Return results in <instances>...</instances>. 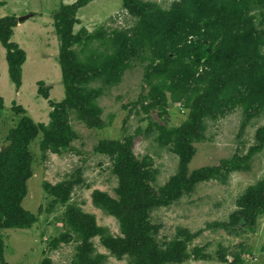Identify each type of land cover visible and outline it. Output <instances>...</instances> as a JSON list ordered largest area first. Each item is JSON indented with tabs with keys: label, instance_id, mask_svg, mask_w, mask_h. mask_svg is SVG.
I'll return each instance as SVG.
<instances>
[{
	"label": "rangeland",
	"instance_id": "rangeland-1",
	"mask_svg": "<svg viewBox=\"0 0 264 264\" xmlns=\"http://www.w3.org/2000/svg\"><path fill=\"white\" fill-rule=\"evenodd\" d=\"M76 1L0 0L1 5L5 4L0 8V20L17 18L18 21L10 43L26 55L22 86L18 88L10 74L7 49L0 41V96L4 100L0 110V152L18 127L24 125L26 129L31 123V135L36 133L32 125L38 131L30 143L32 177L27 181L28 193L22 204L32 216V228L0 229L6 263L77 264V254L85 244L71 223L83 213L94 217L102 230L88 240L94 251L91 264H98L99 258H102L101 264H136L134 260L140 254L127 252L138 236L149 229L148 242L156 240L163 250L175 242L183 244L180 249L186 247L184 250L190 259L175 264H232L235 259L243 264H264V215L252 227L234 226L228 231L212 226L230 223L232 215L241 210L240 198L264 180V149L252 159L248 170L233 173L227 182L218 180L217 175L213 177L225 162L235 157L245 158L260 145L258 133L264 130V113L249 121L243 108L218 119L203 116L201 141L186 142L177 135L169 139L164 134L186 125L193 112L192 105L197 101L204 105L215 94L219 95V89H214L216 73H211L212 79L195 85L193 75L183 68L178 67L180 74L173 76L165 72V65L171 62L160 56L174 54L172 41L179 44L185 33L181 24L171 27L161 20L157 24L160 28L157 41L141 51L134 29L136 21L124 9L122 0H95L78 12L72 28L63 26L62 22L67 35L70 31L77 35L81 30L88 34L79 42L69 44L68 36L58 33L55 19L64 5ZM140 1L171 15H176L178 8H187L185 0ZM255 13L260 16L262 10ZM102 28L104 31L99 34ZM103 32L108 38H115V32H120L122 42L104 44L101 38L91 36L95 33L101 36ZM130 39L137 48L129 45ZM118 44L126 48L122 50L124 54L132 57L116 86L105 85L100 79L89 80L74 64L75 60L84 62L97 50L109 48L112 52ZM159 44L167 49L159 51ZM64 60H69L66 66L71 76L79 72L73 77L76 92L84 96L103 90L92 101V111L87 114L93 120L98 115L103 127H92L72 108L67 111L68 115L58 118V123L55 120V125H59L54 139L52 135L46 137L45 129L54 123L52 115L56 107L62 106L52 104L64 103L67 98ZM40 90L48 91L49 99ZM45 140L51 141V146L43 152ZM56 144L59 152L54 151ZM128 144H132V153L142 165L140 172L154 178L149 190H143L145 195L152 194L146 200L152 207L143 217L136 214L135 198L131 201L128 192L126 197L122 194L126 183L131 185V179L118 172L116 148ZM105 145L111 148L107 150ZM191 149L195 150V156L190 155ZM203 169L216 170L210 179L195 182L191 192L184 193L172 204L155 203V195L164 194L171 184L176 188L175 181L181 180L183 170L190 178ZM62 183L73 184L68 199L64 200L52 193ZM145 195L140 194L141 200ZM108 198L123 207L127 222L102 207V201ZM128 236H132L128 243L120 242Z\"/></svg>",
	"mask_w": 264,
	"mask_h": 264
},
{
	"label": "trees",
	"instance_id": "trees-1",
	"mask_svg": "<svg viewBox=\"0 0 264 264\" xmlns=\"http://www.w3.org/2000/svg\"><path fill=\"white\" fill-rule=\"evenodd\" d=\"M93 1L95 0H77L72 5H64L56 15L58 33L68 36L69 44L79 42L80 39L88 37V34L85 32L86 30H81L77 35H74L73 31L67 35L68 32L64 31L61 23L64 22L63 26L66 24L72 28L71 24L77 22L78 12ZM122 1L124 9L136 21L134 29L138 35L141 51L145 49L146 45L151 46L157 41L156 37L160 32L157 24L161 20L164 19L166 24H170L171 27L181 24L179 26L185 33L179 39V44L176 45L174 40L172 41L175 45L174 54L165 53L160 56L171 62L170 65H165V72L167 71L173 76L180 74L178 67L183 68V71L193 75L195 85L204 80L212 79L211 73H216L214 89H219V95L215 94L205 101L204 105L197 103V101L196 104L192 105L193 112L186 125L177 130L165 131V136L171 139L173 135H177L186 142L201 141L204 137L201 120L203 116L218 119L228 112L243 108L249 121L264 113V0H185L187 8H178L176 15L165 14L153 4L144 3L140 0ZM2 6L4 7L5 4L1 5L0 3V8ZM258 9L262 10L260 16L255 13V10ZM259 17L262 18L260 22ZM17 24V18L0 20V41L7 49V61L10 64L12 80L20 88L23 79L22 67L26 61V55L23 51L18 50L17 45L10 43L13 28ZM102 31H104L103 28L98 33L100 34ZM99 34L95 33L91 36L101 38L104 44L109 41L113 45L122 42L120 32H115V38H108L106 32H103L101 36ZM125 36L127 37L126 34ZM129 45L137 48L131 39ZM162 45L159 44V51L166 47ZM124 49L126 48L123 45L118 44L112 52L109 48H105V51L97 50L95 53H90L84 62L75 60L74 64L79 67V72L82 71V74L89 80L100 79L105 85L116 86L130 66L132 57L124 54L122 51ZM62 58H65L64 54H62ZM62 62L67 98L64 103L52 104V106H62L61 108L56 107L52 115L54 123L51 124L50 128L45 129L46 137L52 135L54 139L58 135L56 128L59 125H55V120L57 122L61 115H68L67 111L72 108L76 109L80 113V118L83 117V120L92 127H103L98 115L94 117V120L87 115L92 111V101L102 95L103 90L97 89L84 96L80 92H76L73 87V77H75L76 72L71 76L70 70L68 71L66 66L69 60ZM183 71L181 73L184 75ZM40 93L49 99L48 91L40 90ZM3 105L4 100L0 96V110ZM151 107L153 105L148 106V109ZM23 126L11 132L7 146L0 152V229L4 230L30 229L33 223L30 212L25 210L22 204L28 193L27 181L32 177L33 155L30 143L37 136L38 131L32 125V129L36 133L31 135V123L27 124L30 130L29 135L27 133L28 127L24 129ZM69 133L71 132L69 131ZM258 135L260 145L255 147L249 156L245 158L235 157L233 160L225 162L222 169H214L216 170L215 175L213 169H203L188 178L187 171L183 170L181 180L175 181L176 188L175 185L171 186V184L164 194L155 195V203L168 206L183 196L184 193L191 192L195 182L210 179L212 175H214L213 177L217 175L218 180L225 179L224 181L227 182L228 177L233 173L239 170H248L252 159L264 149V130H260ZM50 143L51 141H44L43 152L51 146ZM105 147L107 150L111 148L106 145ZM116 150L118 166L119 169H122V171L118 169V172H122L124 178L131 179V185L128 186L126 183L127 188L122 189L123 197L129 194L131 201L135 198L136 214L143 217L152 207L151 204L147 203L148 197L152 194L149 192L145 195L143 190H149V184L154 178L140 172L142 165L132 153V144L127 147L119 145ZM191 150L190 155L195 156V150ZM54 151L59 152V145ZM149 162L151 161L149 160ZM123 180L125 181V179ZM72 186V183H62L52 189V193L62 200L68 199ZM140 194L145 195L142 197L143 200H141ZM102 203V207L108 209L116 217L125 220L123 218L125 210L120 205L118 206L116 201L108 198ZM238 205L241 210L232 215L230 223H216L212 226L228 231L232 230L234 226H256L258 218L264 215V180L250 187L247 193L240 198ZM71 224L79 232L81 240L85 244L77 254V264H91L94 251L91 249L92 246L88 240L102 230L97 227L94 217L86 216L83 213L78 214L74 223L72 221ZM150 233L151 229L140 234L135 245L127 252L133 255L136 251L140 254L134 260L136 264H175L190 259L184 250L186 247L180 249L183 247L182 243H170L168 249L163 250L158 246L156 240L153 239V241L148 242L147 236ZM131 238L132 236H128L126 240L120 242L128 243ZM101 260L102 258L98 259V264L102 263ZM241 263L244 262L235 259L232 264ZM0 264H7L2 242H0Z\"/></svg>",
	"mask_w": 264,
	"mask_h": 264
},
{
	"label": "clouds",
	"instance_id": "clouds-1",
	"mask_svg": "<svg viewBox=\"0 0 264 264\" xmlns=\"http://www.w3.org/2000/svg\"><path fill=\"white\" fill-rule=\"evenodd\" d=\"M30 16H32V15H29L28 17H30Z\"/></svg>",
	"mask_w": 264,
	"mask_h": 264
}]
</instances>
